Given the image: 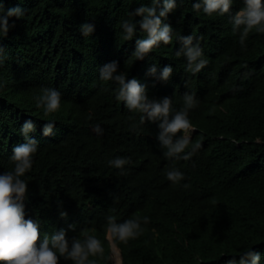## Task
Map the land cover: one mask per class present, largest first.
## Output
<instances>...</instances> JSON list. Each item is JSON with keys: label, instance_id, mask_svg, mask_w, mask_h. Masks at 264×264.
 Wrapping results in <instances>:
<instances>
[{"label": "trees", "instance_id": "trees-1", "mask_svg": "<svg viewBox=\"0 0 264 264\" xmlns=\"http://www.w3.org/2000/svg\"><path fill=\"white\" fill-rule=\"evenodd\" d=\"M21 0H4L5 7ZM25 15L8 36L0 38L6 59L0 65V172L14 166L9 159L23 142L19 129L34 119L32 133L39 146L26 173V218L40 222L41 235L65 228L69 237L87 231L103 242L96 264H113L104 236L106 217L117 220L150 217L142 233L117 242L123 264H225L249 248L262 253L264 264V33L251 30L244 45L233 32L230 15L192 9V0H177L168 23L176 33L200 38L208 64L199 72L176 56L174 36L143 60L134 55L137 31L124 37L121 21L137 20L130 13L151 0H22ZM242 7L235 0L234 13ZM85 21L95 24L90 36L81 34ZM195 42V41H194ZM119 61L118 71L148 86L151 98L172 97L179 110L185 92L195 94L188 115L194 127L191 143L201 147L188 160H175L185 177L173 183L157 140L158 122H140L115 95L116 83L99 78V66ZM158 66L156 75L148 72ZM171 64L168 81L157 79ZM61 93V107L45 115L35 103L42 87ZM56 121L53 135L42 125ZM101 124L103 135L92 126ZM259 138V139H258ZM187 150H190L187 149ZM131 157L124 170L108 161ZM66 211L67 217L60 212ZM72 227H69V225ZM59 264H73L60 259Z\"/></svg>", "mask_w": 264, "mask_h": 264}, {"label": "clouds", "instance_id": "clouds-1", "mask_svg": "<svg viewBox=\"0 0 264 264\" xmlns=\"http://www.w3.org/2000/svg\"><path fill=\"white\" fill-rule=\"evenodd\" d=\"M234 2L235 0H192V9L209 16L231 13L229 19L232 30L239 32V41L244 45L251 30L264 33V0H242V7L232 13ZM176 7L177 0H151V4H140L130 13V16L140 19L121 21L124 37L132 40L138 30L146 33L145 37L135 40L134 48L135 57L143 60L153 48L161 42L168 44L175 36L180 41L176 56L183 55L187 70L199 73L208 64L200 38L191 33H176L173 26L166 22L169 13ZM24 15L22 0L9 7H5L4 0H0V38L7 37L10 29L15 26L16 20L12 19L10 22V18L20 19ZM95 27L94 23L85 21L80 25L81 34L90 36ZM6 55L5 46L0 44V65L4 64ZM157 68L156 64H152L148 72L156 75ZM118 69L119 61L106 62L99 66V78L116 83V99L123 101L129 110L140 113L141 123L158 122L157 140L165 149L164 157L173 160V166L166 170V177L173 183H180L185 173L175 166V160H188L201 147L199 143H191L193 132L198 130L188 115L189 109L195 105V94L185 92L184 104L177 110L173 107L171 96L151 98L146 83L135 76L129 79L125 72ZM172 74L173 66L168 64L163 66L157 79L168 81ZM61 97L62 93L58 88L44 86L35 97V103L48 115L61 107ZM37 128L38 124L34 119L24 120L19 129L23 142L13 146L9 157L14 166L11 170L0 172V264H59L61 258L71 260L73 264H96V260L90 257L103 256L105 252L104 244L97 235L85 231L82 238L69 237L65 228H59L51 235L42 236L40 222L32 217L26 218L28 181L24 177L32 169L34 154L38 150L39 140L32 135ZM55 129V120H48L42 125L44 136L53 135ZM92 130L97 135L104 133L99 123L94 124ZM130 161L131 157L115 156L108 164L124 170V166ZM67 215L66 211L60 212L61 217ZM149 220L147 215L124 220H117L114 215L106 217L104 236L112 251L113 264H123L117 242L127 243L129 239L138 237L143 231L141 221L147 223ZM261 257L262 253L252 247L243 251L239 260L236 255H231L225 264H260Z\"/></svg>", "mask_w": 264, "mask_h": 264}]
</instances>
